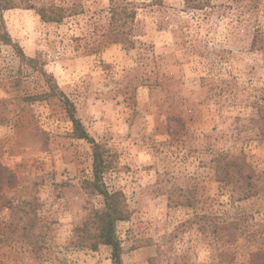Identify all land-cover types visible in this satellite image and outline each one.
Returning a JSON list of instances; mask_svg holds the SVG:
<instances>
[{"label":"rangeland","instance_id":"374dc122","mask_svg":"<svg viewBox=\"0 0 264 264\" xmlns=\"http://www.w3.org/2000/svg\"><path fill=\"white\" fill-rule=\"evenodd\" d=\"M15 3L0 23V264H112L106 245L75 246L103 199L84 189L92 144L64 98L125 195L122 264H249L264 247V0ZM219 154L254 171L248 197L215 179Z\"/></svg>","mask_w":264,"mask_h":264},{"label":"trees","instance_id":"16d2710c","mask_svg":"<svg viewBox=\"0 0 264 264\" xmlns=\"http://www.w3.org/2000/svg\"><path fill=\"white\" fill-rule=\"evenodd\" d=\"M15 0H0V23H2V11L15 6ZM62 7H56L50 12L39 11L40 17L45 21H58L62 17ZM114 15L112 13V19ZM8 33L0 31V41L10 44ZM252 47L264 48V33L255 34L252 37ZM66 112L71 119L74 133L79 137L90 141L92 144V179L84 181V189L88 193H96L102 196L103 208L90 212L80 226L75 228V246L88 250H96L99 245L110 248L112 264L121 263V243L116 233L118 221L128 217V207L125 195L120 190L109 191L104 185L101 176L106 169L104 151L102 147L92 141L83 129L80 122L74 116L75 107L64 98ZM81 130V132L79 131ZM214 176L217 181L225 182L240 189V198H246L254 192V171L245 172L242 167H236L227 155L219 154L213 161ZM8 174V173H7ZM12 177V175H8ZM249 264H264V247L250 253Z\"/></svg>","mask_w":264,"mask_h":264}]
</instances>
